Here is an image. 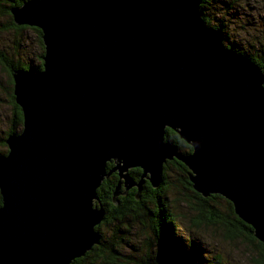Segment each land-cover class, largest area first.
Returning a JSON list of instances; mask_svg holds the SVG:
<instances>
[{"label":"water","instance_id":"water-1","mask_svg":"<svg viewBox=\"0 0 264 264\" xmlns=\"http://www.w3.org/2000/svg\"><path fill=\"white\" fill-rule=\"evenodd\" d=\"M201 0H23L40 68L15 67L24 128L0 155V264H72L99 241L97 187L161 182L176 156L202 195L226 196L264 242V71L205 23ZM171 127L192 145L177 150ZM108 161L116 165L107 166ZM141 168L135 180L129 172ZM127 171V172H126ZM113 189L112 201L120 181ZM169 238L161 264H181Z\"/></svg>","mask_w":264,"mask_h":264},{"label":"rangeland","instance_id":"rangeland-1","mask_svg":"<svg viewBox=\"0 0 264 264\" xmlns=\"http://www.w3.org/2000/svg\"><path fill=\"white\" fill-rule=\"evenodd\" d=\"M11 1L0 0V50L5 52L9 57H20L22 61H26V63L35 67L34 65L40 62L39 59L41 58L39 55H41L40 51L43 48L38 38V32L32 25L17 29L8 24L9 13H7L5 8L7 6L10 7ZM205 8L211 17L210 22L214 23L219 19L222 20L224 24L223 30L227 33V35H223L224 44L228 45L231 43V46L240 47L242 52H250L253 56L264 55V0H210L205 4ZM3 23H7V25L3 27ZM10 86L9 73L2 62H0V155L6 154L9 150V145L5 139L8 135L7 129L11 124L10 117L14 109V103L10 95ZM15 127L17 131L24 128L23 113L22 122L16 123ZM178 136L180 137L179 134ZM179 143L181 142L177 143L178 151L187 152L192 150V145L189 142L187 144L190 148L181 146ZM166 160L169 161V163L167 162V167H165L166 172L164 173L168 182V188L166 190L167 196L166 199L163 196L161 197L166 200L167 206L173 212L176 213L178 211L180 213V211H185L189 215L191 211L193 212L188 205L189 200L186 201L189 191L183 186L184 181L182 183L180 177L183 175V172L188 175L191 169L176 156L169 157ZM173 160L184 163L187 166V172L180 167L178 168L172 162ZM110 165L113 167L116 164L111 161ZM115 170L118 174V180L121 179L119 185L121 193L118 194H122V199H125V205L122 204L124 205L122 210L121 206L117 210H111V218L101 222V236H99V239H103L105 244V238L107 239L112 236L116 243V252L113 253L107 247V244L101 246L98 243L99 241L95 242L89 251V254L92 256L89 264H153L152 261L154 262L157 258H159L161 264L160 249L162 245L154 234L153 221L148 212V208L153 211L155 205H153L149 196H143L142 206L141 204L140 206L135 205L137 202L132 205L131 202L133 201L131 198L127 200L132 195V192L126 193L129 192L126 190L130 187H136V185L125 186L126 182H124V177L119 175L117 168ZM139 178L140 174H138L135 180ZM144 178L146 179L145 176ZM162 179L163 176L161 182ZM136 193L137 189L133 195L139 198L140 192L138 194ZM0 196L2 199L1 193ZM188 198L192 202H195L194 199ZM225 198L227 197L224 196L220 203H215V209L222 214H226L228 211ZM101 205L103 206V204ZM103 209L105 214L106 209L104 206ZM117 211H121L123 214L120 216L117 214ZM233 211L235 212L234 208ZM152 213H155V211ZM217 223L203 224L198 227L190 223L188 216L184 217L179 215L175 218V236L180 240L184 250L188 248L189 240L196 242L202 264H255L251 261V257L259 254V248L245 234L238 236L232 242L225 240L222 237L223 228L219 222ZM215 253H221L219 260L213 255ZM82 259H85V257Z\"/></svg>","mask_w":264,"mask_h":264},{"label":"trees","instance_id":"trees-1","mask_svg":"<svg viewBox=\"0 0 264 264\" xmlns=\"http://www.w3.org/2000/svg\"><path fill=\"white\" fill-rule=\"evenodd\" d=\"M23 0H12L10 2V7H12V5H19L20 3H22ZM210 1V0H201L200 3V8L202 10V16L205 20V23L211 27L214 28H220L222 30L223 35H227L226 31H224V24L222 22L221 19H219L218 21L212 23L210 22V15L207 13L206 8H205V4ZM10 7L7 6L5 9L7 11V13H9V21L8 24L12 25L14 27H16L17 29H22L25 28L27 25L26 23H16L13 20L12 17V13L10 11ZM3 27L5 25H7V23H3ZM33 28L38 32V38L39 41L42 45V50L41 55H39V57L41 59L40 62L36 63L37 65H34L35 68H40L41 64H42V54L44 52V45H43V41L41 38V29L37 26L32 25ZM231 43H229L228 45H230ZM227 45V44H226ZM233 48L239 52V53H245L246 55L250 56L252 58V60L254 62H256L261 69L264 71V55H260V56H253L252 54H250V52H242V50L240 49V47H235L233 46ZM15 54V52H14ZM0 62H2V64L4 65L5 69L8 71L9 76H10V92H11V98L12 101L14 103V109L13 112L11 114V124L9 126V128L7 129V134L9 132H16V123L18 122H22V113H21V107L15 102L14 100V94H13V75H12V71L15 67H21V68H27L29 66V63H26V61H22L20 59V57L17 56H13L9 57L5 54V52H3L2 50H0ZM166 138L172 140L175 143L181 142L179 144H181V146H185V147H189V145L187 144V142L183 139H181L178 136L177 131H175L174 129L168 128L166 129ZM167 162L169 163L168 160H166L163 164V169H162V182L159 183L158 187H152L153 192H150L148 190H146L147 188H151V184L148 181H146V184H144L143 189H142V195L143 196H149L151 202H153V205H155L153 208V212L155 211V213H152V210H150L148 208V212L149 215H151V220L153 221V231L154 234L156 235V237L158 238V240L161 242L162 245V241L165 238H169L172 242L173 245L175 247V249L178 251L179 256H180V261L181 264H202V259L200 258V254L199 251L197 249V244L195 241L193 240H189V245L188 248L186 250H184L183 245L180 243V240H178V238L175 236V218L176 216L182 215L184 217L188 216V219L190 220V223L192 225L195 226H201L203 224H209V223H217L219 222V224L221 225V227L223 228L222 231V237L225 240H228L230 242H232L233 240H235L238 236H242V235H246L247 238H249V240L251 242L254 243V245L259 248V254L257 255H253L251 257V261H253L255 264H264V242L260 241L259 239H257L253 233H252V229L248 226V224L246 222H244L238 215L235 214V212L233 211V207H232V203L229 199L225 198V201L227 203V207H228V211L226 214H222L220 213L217 209H215L216 202H219L223 199V195H221L220 193L217 192H212L209 193L208 195H202L200 192L196 191L195 189L192 188V186L190 185V181L188 178V175L183 172V175H181L180 179L181 182L183 183V186L185 187V189L187 191H189V193H187V196L194 199L195 202H192L188 197L186 199V201L189 200L188 205L189 207L193 210V212L191 211V213L189 215L186 214V212L184 211H180V213H178V211L175 213L173 212L170 207L167 206L166 204V196H167V188H168V182L165 178L164 173L165 171V167H167ZM171 162V161H170ZM174 162L178 168L180 167L182 170L187 172V166L180 162V161H172ZM180 163V164H179ZM111 161H108L107 166L108 168L111 166ZM171 164V163H170ZM136 170L139 172V174L141 173V168H136ZM118 179L116 180L115 176L113 174H109L107 177H105L103 179V181L100 183V185L97 187V192L99 195V199L97 200L96 204L100 205L103 204V206L105 207V214L103 216V218L95 225V230H97L101 236V232H100V224L102 221L108 220L111 218V210H112V206L115 205L114 202L112 201V194H113V189L117 184ZM145 183V182H144ZM137 189V186H136ZM120 190V188H119ZM134 190H132V195H130V197L127 198V200L129 198H131V200L133 202L132 205H134L136 202L137 206H142V199L143 196L140 197V199H137L134 201L133 198H136L133 195ZM161 196L165 197L162 198ZM118 198H123L122 195L117 196ZM125 199L121 200V204L125 205ZM212 200V201H210ZM217 200V201H216ZM2 203V199L0 196V205ZM110 204V206L108 205ZM124 205H118L117 207L121 206V210L122 207H124ZM127 205V203H126ZM110 207V209H109ZM136 207V206H135ZM158 213V214H157ZM117 214H119L120 216L123 214V212L121 211H117ZM156 215V216H155ZM118 216V215H117ZM155 217V218H154ZM156 219V222H155ZM217 221V222H215ZM157 224V225H156ZM218 224V223H217ZM157 226V228H156ZM108 239V240H107ZM105 238L107 247L110 248V250L115 253L116 252V248H115V240L113 239V237L111 236L110 238ZM99 245H103L104 241L103 239L101 240V238L99 239ZM93 247V245H92ZM91 247V248H92ZM90 248V249H91ZM160 248V247H159ZM90 249H88L84 255L75 257L72 260V264H83L85 262V264H89V262L92 259V256L89 254ZM176 251V252H177ZM160 253H161V249H160ZM215 256L216 259L219 260V258H221V253H215L213 254ZM83 257H85V259H82ZM153 264H160L159 262V258L155 259V261L153 262Z\"/></svg>","mask_w":264,"mask_h":264},{"label":"flooded vegetation","instance_id":"flooded-vegetation-1","mask_svg":"<svg viewBox=\"0 0 264 264\" xmlns=\"http://www.w3.org/2000/svg\"><path fill=\"white\" fill-rule=\"evenodd\" d=\"M174 161L176 162L177 160H174ZM136 168H140V167H139V166H132V167L129 168V172L133 175L134 179H136L137 176H138V174H139V172L136 170ZM109 174H113V175L115 176L116 180L118 179V178H117L118 174H117V171H116V170L111 171ZM144 179H145V178H144ZM146 179H147V178H146ZM146 179H145V181H144L145 183H143V185H142V189H143L144 184H146V181H148V180H146ZM152 187H155V186H152V185H151V188H147L146 190H148V191H150V192H153ZM142 189L140 190V193H139V194H140V197L143 196V195H142V193H143V192H142ZM132 190L136 191V187H133V188L130 187V188H128V190H126V191H129V192H126V193H130V192H132ZM134 191H133V192H134ZM119 193H121V192H119ZM120 195H122V194H117V195H116L117 202H116V204L114 203L115 205L112 206V210H113V211H114V210H117V208H118L117 206H118V205H122V204H121V203H122V202H121L122 199L117 197V196H120ZM140 197H139V198H133V199H134V201H135V200H137V199H140ZM111 199H112V198H111ZM149 201H150V200H149ZM152 212H153V211H152ZM153 214H154V213H153ZM155 216H156V215H155ZM155 222H156V219H155Z\"/></svg>","mask_w":264,"mask_h":264}]
</instances>
